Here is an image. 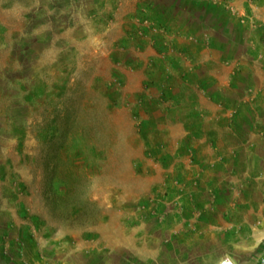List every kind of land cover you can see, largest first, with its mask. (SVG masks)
<instances>
[{"label": "crops", "instance_id": "1", "mask_svg": "<svg viewBox=\"0 0 264 264\" xmlns=\"http://www.w3.org/2000/svg\"><path fill=\"white\" fill-rule=\"evenodd\" d=\"M74 1L77 70L140 101L167 216L126 246L157 264H262L264 0Z\"/></svg>", "mask_w": 264, "mask_h": 264}, {"label": "rangeland", "instance_id": "2", "mask_svg": "<svg viewBox=\"0 0 264 264\" xmlns=\"http://www.w3.org/2000/svg\"><path fill=\"white\" fill-rule=\"evenodd\" d=\"M76 11L0 0V264H157L126 246L167 218L141 162V103L78 72Z\"/></svg>", "mask_w": 264, "mask_h": 264}, {"label": "built area", "instance_id": "3", "mask_svg": "<svg viewBox=\"0 0 264 264\" xmlns=\"http://www.w3.org/2000/svg\"><path fill=\"white\" fill-rule=\"evenodd\" d=\"M151 26L154 28V29H160L156 24H151ZM262 264H264V259L261 261Z\"/></svg>", "mask_w": 264, "mask_h": 264}, {"label": "water", "instance_id": "4", "mask_svg": "<svg viewBox=\"0 0 264 264\" xmlns=\"http://www.w3.org/2000/svg\"><path fill=\"white\" fill-rule=\"evenodd\" d=\"M222 264H233L230 260H226L225 262H223Z\"/></svg>", "mask_w": 264, "mask_h": 264}]
</instances>
